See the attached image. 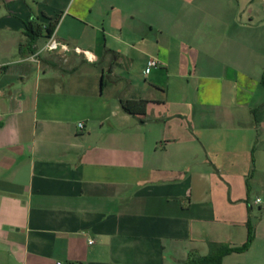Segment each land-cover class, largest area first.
I'll list each match as a JSON object with an SVG mask.
<instances>
[{
    "label": "crops",
    "instance_id": "crops-1",
    "mask_svg": "<svg viewBox=\"0 0 264 264\" xmlns=\"http://www.w3.org/2000/svg\"><path fill=\"white\" fill-rule=\"evenodd\" d=\"M250 235L222 264H264V0H0V264H198Z\"/></svg>",
    "mask_w": 264,
    "mask_h": 264
},
{
    "label": "trees",
    "instance_id": "trees-1",
    "mask_svg": "<svg viewBox=\"0 0 264 264\" xmlns=\"http://www.w3.org/2000/svg\"><path fill=\"white\" fill-rule=\"evenodd\" d=\"M55 26L53 24H49L46 27L47 37H50L54 32ZM43 30L40 26H34V24L30 23L27 26V36L30 38L31 42H34L38 37L42 35ZM150 101L147 99H131V100H123L122 108L127 113L131 114L134 117H138L141 120V116L145 115L146 107ZM253 242V236L250 235L247 242L238 248H225L221 244H211L212 254L205 258H202L198 264H222L221 258L225 255H228L232 252H244L246 251Z\"/></svg>",
    "mask_w": 264,
    "mask_h": 264
},
{
    "label": "built area",
    "instance_id": "built-area-1",
    "mask_svg": "<svg viewBox=\"0 0 264 264\" xmlns=\"http://www.w3.org/2000/svg\"><path fill=\"white\" fill-rule=\"evenodd\" d=\"M44 50H47L49 52H57V51H60V52H63V53H67V52H70L71 51V47L66 44V43H63L61 41H59L58 39L55 38L54 36V32L53 34L48 38L45 46H44ZM75 51H79L78 48H75L74 49ZM159 64V62L155 59H151L147 62V67H146V72L149 73L150 70L154 67H157ZM84 127V124L83 123H79V128H83ZM260 200L258 199L257 202H259ZM92 243V242H90Z\"/></svg>",
    "mask_w": 264,
    "mask_h": 264
}]
</instances>
